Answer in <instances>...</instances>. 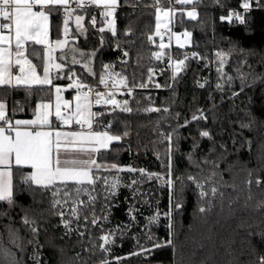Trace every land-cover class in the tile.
Returning <instances> with one entry per match:
<instances>
[{
	"label": "snow or ice",
	"instance_id": "6c2138e0",
	"mask_svg": "<svg viewBox=\"0 0 264 264\" xmlns=\"http://www.w3.org/2000/svg\"><path fill=\"white\" fill-rule=\"evenodd\" d=\"M142 3V0H0V91L23 88L28 95L35 87L42 90L48 86L46 95L49 97L54 89L55 102L37 103L33 109L31 119H16L17 109L9 113L5 100L0 99V222L7 219L9 223L2 224L0 231V264H26L24 255L26 247L31 245L33 252L28 256L32 264H41V249L44 247L39 243L41 231L40 220L49 217H59L60 223L53 227H63L64 236L77 234L78 243L83 245L87 234L90 241L89 247H84L83 252L89 257L95 256L97 251L103 254L96 264H122L132 256H141L145 259L152 256L155 250L171 247L175 251V216L184 210V192L187 184H191L196 189L198 197L197 212L206 215L211 213L216 207L219 199L221 209L225 202V192L221 188L231 187L236 190L235 184H227L222 180L220 162L227 156L225 145H219L221 149L218 159H211L209 154L203 155L199 160L196 158L197 150L200 148L199 142L192 138V144L187 153L183 155L189 165L195 168V172L188 173L187 176H176V157L181 154V140H187L180 134L181 128H186L192 121L207 120L208 116L203 110H197L191 120L185 119L183 124H179L180 113H176L174 119L177 121L175 127L170 124V131L157 132L158 143L165 144L163 154L156 152V157L161 160L163 172H149L147 169L135 168L132 166H120L117 163H107L104 159L106 153L113 150V145L123 141L130 136V128L127 121L121 122L124 130L113 132L115 121L104 123L102 117L111 114L116 110L122 113L144 112V113H165L170 114L168 107L150 106L140 109H133L129 99H117V95L132 96L136 88H148L153 81L154 69H148L147 82L143 78L138 80L137 74L131 72L125 74L114 72L112 63L100 61L101 71L95 70V63L103 48L107 46V40L102 35L105 32L111 34L117 40L115 49L122 53L120 63L128 65L129 51L121 47L117 27V11L125 5L135 7ZM202 0H152V3L145 5L152 7L155 11L154 34H148L147 40L155 43L154 36L159 37L158 47L161 50L170 48L171 40L175 37L180 48L185 47L190 42L192 33L185 30L181 34L172 31L177 15L186 16L190 20H197V5ZM214 3L223 8L225 4L221 0H214ZM176 6H181L177 9ZM183 6H190L185 8ZM94 7L99 10L102 18V26L97 28V15L92 14L88 18V24L100 33L99 47L84 51L80 48L79 38L88 40V27L85 26L86 16L82 13L86 9ZM256 8H264L262 0H240L239 9L231 8L227 15L219 17L221 22L229 24L236 23L240 26L247 24V14ZM62 13V26L53 25L51 16ZM70 21H74V29L70 30ZM182 23V21H181ZM60 28L63 38L54 35V29ZM165 34L168 36L169 44L164 43ZM125 37L132 35L131 25L125 29ZM181 36L184 37L181 40ZM132 44L133 41H125ZM40 46V47H36ZM166 53L164 51L153 52L156 60H161ZM231 52L218 50L215 53V63L217 64L218 79L224 83H217L216 88L224 90V85L231 87L233 77L224 71V66L228 62ZM206 59L199 53L193 52L191 57L185 55L184 59L174 61V72L171 77L177 80L179 73L186 67L185 61L188 59ZM37 61L34 63L33 61ZM169 60L172 57L169 55ZM79 65L81 71H77L74 66ZM139 65V58L137 59ZM173 64L170 63L169 67ZM249 67H251L249 65ZM39 69V71H38ZM250 77V79H249ZM88 78L95 80V84H89ZM240 90L233 91V97L239 96L245 88L252 86L257 81L264 82V73L251 71L240 73ZM56 80H67L66 86L55 84ZM131 80V83H130ZM207 83V81H205ZM100 86H103L101 90ZM154 87H162L155 83ZM167 87H172L171 84ZM204 87V84H200ZM74 90L72 99L64 98L63 93ZM151 102V97L147 98ZM137 103H139L137 101ZM94 106H99L100 110L94 111ZM215 107V105L213 106ZM17 108L23 110V106L17 103ZM211 111V110H210ZM55 119V124L53 122ZM166 119V118H165ZM157 121V126H159ZM251 121L241 122L240 128H250ZM67 128V130H65ZM201 138L213 140L209 130L199 132ZM157 141H153L156 144ZM235 143V140H233ZM251 148V142L245 140ZM131 151V145L127 146ZM215 143L209 149V153L215 152ZM163 156V159L161 158ZM206 169H210L207 173ZM117 173L109 176L104 173ZM139 173L143 180L132 179L127 185L122 183L118 173ZM221 176L220 180L216 178ZM252 172L249 171V177ZM156 181L160 187L168 190V207L161 212L157 208L153 215L146 218L145 229L146 239L149 244H140L139 238L134 236L137 248L127 256H113L112 247L116 244L117 238H123L125 229L131 230L130 225H119L114 229L106 230L103 223L109 221V215L114 205L112 202L118 195L119 189L126 186L132 189L133 197L144 196L137 187L145 181ZM187 181V184L185 183ZM249 189L253 183L252 179L246 181ZM264 183L256 177L257 187ZM99 186V188H98ZM179 192V195H177ZM27 197L30 203L25 204ZM86 197V199H82ZM229 199L228 207L237 202ZM103 200L100 211L105 215H97L96 205ZM252 195L249 192L244 202V207H249ZM143 203H148L144 200ZM47 204L46 208L43 206ZM40 207L42 210L37 212ZM254 210H264V200L258 201ZM18 210V211H17ZM138 209L135 205H130L128 215L133 224L136 223L134 215ZM19 216V223L30 234L31 239H27L20 234V228L14 227L15 216ZM166 219V238H158L151 231L152 226H159L161 219ZM83 221V223H81ZM75 224V227L73 225ZM99 228L101 235L93 237L89 228ZM45 231H47L45 229ZM249 237L259 236L264 242V231L254 233L249 232ZM6 238V243H5ZM63 239V236L61 237ZM99 243H96V241ZM256 249V245H252ZM60 251H63L62 249ZM19 253V255H18ZM76 264H89V260L84 258L80 252L73 257ZM255 264H264V254L257 257Z\"/></svg>",
	"mask_w": 264,
	"mask_h": 264
},
{
	"label": "trees",
	"instance_id": "16d2710c",
	"mask_svg": "<svg viewBox=\"0 0 264 264\" xmlns=\"http://www.w3.org/2000/svg\"><path fill=\"white\" fill-rule=\"evenodd\" d=\"M225 7L221 8L214 3V0H202L197 5L198 18L190 20L186 16L177 15L174 25L175 31H190L192 33L191 46L174 47L164 49L165 57L156 60L152 55L160 49L155 43L147 40L148 34H154L155 30V11L152 7H146L152 3V0H142L135 9L130 5L118 9L117 27L119 33V42L121 47L129 51L128 65L123 66L120 63L122 53L115 49L117 40L112 38L108 32L102 35L107 40V46L102 49L94 65L97 72L101 71L100 61L112 63L114 72H121L122 68L125 74L135 72L139 78L147 82L148 69H154L152 84L148 88H136L133 91L130 106L135 110L146 107H168L170 114L163 112L144 113L134 111L133 113H122L119 110L102 117L104 123L115 121L112 131L122 132L124 130L121 122L127 121L130 128V136L123 141L113 145V150L106 153L104 159L107 163H117L120 166H132L137 169H147L149 172H163L161 160L156 157V152L163 154L166 143H158L157 132L170 131L168 125L175 127L177 121L174 119L176 113H180L179 124H183L185 119L191 120L197 110H203L207 113V120L192 121L186 128L180 129V134L188 137L187 140H181V154L176 157V176H187L188 173H194L196 170L189 165L183 155L187 153L192 144V138H195L200 148L197 150L196 158L199 160L203 155L209 154L211 159H218L221 149L219 145L223 144L227 148V156L220 162V171L223 182L236 185L234 191L231 187L221 188L225 192V202L221 209L219 199L216 207L211 213L202 215L197 212L198 197L193 185L187 184L184 192V210L175 216V251L171 247L157 249L152 256L145 259L141 256H132L122 261V264H255L257 257L264 254V242L259 236L249 237V232L258 233L264 231V210H254V205L264 200V183L259 187L255 184L256 177L264 181V82L257 81L250 87L245 88L239 96L233 97V91L240 90V73H249L251 71L264 73V8L254 7L247 14V24L240 26L236 23L229 24L221 22L219 17L227 15L231 8L239 9L240 0H221ZM135 3V0H133ZM264 3V0H262ZM179 9L181 6H176ZM188 8L190 6H183ZM94 13V8L90 7L82 14L86 16L85 26L88 27V40L79 38L80 48L84 51L99 47L100 33L88 24V18ZM63 14L58 12L51 17L53 25L62 26ZM182 21V23H181ZM131 25L132 35L125 37V29ZM102 26V18L97 16V28ZM74 21H71V30L74 29ZM55 35L62 37L60 28L54 29ZM131 40L130 45L125 41ZM40 47V46H36ZM218 50L231 52L228 62L224 66V71L233 77L231 87L224 85V90L216 88L217 83H224L218 79L216 71L217 64L214 62L215 53ZM199 53L206 59H188L185 61L186 67L179 73L176 81L171 79L173 70L169 67L172 60L184 59L185 55L191 57V54ZM139 58V65L137 59ZM36 63L37 61H33ZM249 65L251 67H249ZM76 70L81 71L80 66H74ZM39 71V69H38ZM250 79V77H249ZM207 81V83H205ZM89 84H95V80L88 78ZM55 84L67 85V80H56ZM131 83V80H130ZM159 83L162 87H154ZM171 84L172 87H167ZM204 84V87H200ZM103 88V86H100ZM32 94L28 95L21 89H9L0 91V98L7 101L9 111L17 109L15 118H31L33 109L37 103L52 100L54 98V89L49 97L46 95L48 86L42 90L33 88ZM151 97V102L147 99ZM137 101L139 103H137ZM17 103L23 106V110L17 108ZM215 105V107H213ZM100 110V108H96ZM211 110V111H210ZM198 114V113H197ZM166 118V119H165ZM159 121V126H157ZM251 121V127L241 129V122ZM209 130L213 140L201 138V130ZM235 140V143H233ZM251 142V148L244 141ZM153 141H157L153 144ZM217 146L215 152L209 153L213 144ZM131 145V151L127 146ZM163 159V156L161 157ZM210 169H206L207 173ZM249 171L252 176L249 177ZM104 175L114 176L117 173H104ZM122 183L127 185L132 179L143 180L139 173H118ZM221 179V176L216 178ZM252 179L253 183L249 189L246 181ZM144 196L133 197L132 189L122 186L118 195L112 202L117 205L112 208L109 215V221L103 223L106 230L114 229L118 225L123 228L124 225H130L131 230L125 229L123 238H117L116 244L112 247L113 256H127L137 248L134 236L139 238L140 244H149L146 239L145 229L146 218L153 215L159 208L161 212L166 211L168 207V190L166 187H160L156 181H145L137 186ZM99 188V186H98ZM249 192L252 200L249 207H244ZM179 195V192H177ZM238 201L228 207L229 199ZM86 199V197H82ZM147 200L148 203H143ZM25 204L30 203L29 198L25 197ZM103 200L98 201L96 205L97 215H105L100 211ZM130 205H135L138 209L134 213L136 223L133 224L128 215ZM47 204L43 206L46 208ZM42 209L38 207L37 212ZM18 211V210H17ZM15 216L14 227L20 228V234L27 239H31V234L19 223V216ZM2 224L9 221L4 219ZM60 223L59 217H49L45 215L40 220L41 231L39 243L44 247L41 251V264H76L73 257L77 252L89 260V264H96L103 254L97 251L95 256L89 257L88 253L83 252L84 247L90 246V241L86 234L83 245L78 243L77 234L64 236L63 227H53ZM83 223V221H81ZM166 219H161L160 225L152 226L151 231L158 238L167 237ZM75 227V224L73 225ZM91 235L99 237L100 229L89 225ZM45 229L47 231H45ZM0 227V231H2ZM63 236V239L61 237ZM5 238V243H6ZM96 243H99L97 240ZM252 245H256L253 249ZM63 251H60V250ZM33 252L31 245L26 247L24 260L26 264H32L28 260ZM19 255V253H18Z\"/></svg>",
	"mask_w": 264,
	"mask_h": 264
},
{
	"label": "crops",
	"instance_id": "0c3cea01",
	"mask_svg": "<svg viewBox=\"0 0 264 264\" xmlns=\"http://www.w3.org/2000/svg\"><path fill=\"white\" fill-rule=\"evenodd\" d=\"M51 17H52V16H51ZM50 20H51V18H50ZM70 30H71V28H70ZM172 31H174V32L177 33V34H181V33L184 32V31H175V30L173 29V27H172ZM61 38H63V36H62ZM154 38L156 39V43H157V45H159V43H160V39H159V37H155V36H154ZM183 39H184V37L181 36V40H183ZM164 43H165V44H169L167 34H165ZM171 46L179 47V46L177 45V43H176L175 37H173L172 40H171ZM189 46H191V38H190V42H189L188 44L185 45V47H189ZM160 50H161V49H160ZM61 86H66V85H61ZM74 94H75V93H74V90H69V91L63 93L64 98L69 99V100L72 99V96H73ZM0 99L5 100V99H3V98H0ZM5 101H6V100H5ZM49 101H50V100L43 101V103H48ZM51 102L54 104V102H55V95H54V98L51 100ZM6 103H7V101H6ZM40 103H41V102H40ZM7 105H8V103H7ZM8 109H9V106H8ZM9 112H10V111H9ZM31 118H33V117H31ZM31 118H16V119H31ZM53 122H54V124L56 123L54 117H53ZM65 130H67V128H65ZM109 164H110V163H109Z\"/></svg>",
	"mask_w": 264,
	"mask_h": 264
},
{
	"label": "built area",
	"instance_id": "2783aa9c",
	"mask_svg": "<svg viewBox=\"0 0 264 264\" xmlns=\"http://www.w3.org/2000/svg\"><path fill=\"white\" fill-rule=\"evenodd\" d=\"M94 8V7H93ZM93 14H96L97 16L99 15V10L95 9L94 8V13ZM69 28H71V21H70V24H69ZM101 90H103V88H101ZM129 99V101H131V97L130 96H121V95H117V99ZM96 108H99V106H94L93 110L95 111ZM12 111H10L9 113L11 114Z\"/></svg>",
	"mask_w": 264,
	"mask_h": 264
},
{
	"label": "rangeland",
	"instance_id": "374dc122",
	"mask_svg": "<svg viewBox=\"0 0 264 264\" xmlns=\"http://www.w3.org/2000/svg\"><path fill=\"white\" fill-rule=\"evenodd\" d=\"M157 44V43H156ZM160 49V48H159ZM159 51H164V50H159ZM165 52V51H164ZM166 55H164L163 57H165ZM174 61H176V60H171V63L173 64V66L171 67L172 68V70H173V72H174ZM131 97V99H132V96H130Z\"/></svg>",
	"mask_w": 264,
	"mask_h": 264
}]
</instances>
